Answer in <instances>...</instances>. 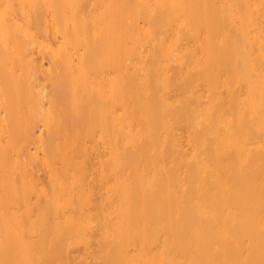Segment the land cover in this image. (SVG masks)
I'll return each instance as SVG.
<instances>
[{
  "label": "bare ground",
  "instance_id": "obj_1",
  "mask_svg": "<svg viewBox=\"0 0 264 264\" xmlns=\"http://www.w3.org/2000/svg\"><path fill=\"white\" fill-rule=\"evenodd\" d=\"M0 264H264V0H0Z\"/></svg>",
  "mask_w": 264,
  "mask_h": 264
}]
</instances>
